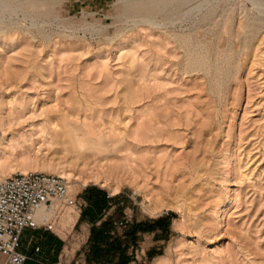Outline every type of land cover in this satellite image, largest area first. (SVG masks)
Here are the masks:
<instances>
[{
  "label": "rangeland",
  "instance_id": "1",
  "mask_svg": "<svg viewBox=\"0 0 264 264\" xmlns=\"http://www.w3.org/2000/svg\"><path fill=\"white\" fill-rule=\"evenodd\" d=\"M74 3L0 0V166L172 214L132 264H264V0ZM76 212L53 220L64 264L82 260Z\"/></svg>",
  "mask_w": 264,
  "mask_h": 264
},
{
  "label": "built area",
  "instance_id": "2",
  "mask_svg": "<svg viewBox=\"0 0 264 264\" xmlns=\"http://www.w3.org/2000/svg\"><path fill=\"white\" fill-rule=\"evenodd\" d=\"M77 200L69 193L65 179L39 171L18 172L0 179V254L2 264H24L27 256L19 251L24 229L52 230L53 218L64 208H75ZM44 208L54 210L50 217L38 215ZM38 250V248H36ZM43 264H64L62 261Z\"/></svg>",
  "mask_w": 264,
  "mask_h": 264
},
{
  "label": "trees",
  "instance_id": "3",
  "mask_svg": "<svg viewBox=\"0 0 264 264\" xmlns=\"http://www.w3.org/2000/svg\"><path fill=\"white\" fill-rule=\"evenodd\" d=\"M79 196L86 202L79 219L91 223L84 251L86 264L135 263L142 233L154 232V240L166 241L169 237L172 214L143 220L128 218L122 196H110L96 185L85 186ZM159 254L155 247L146 252L148 260Z\"/></svg>",
  "mask_w": 264,
  "mask_h": 264
},
{
  "label": "crops",
  "instance_id": "4",
  "mask_svg": "<svg viewBox=\"0 0 264 264\" xmlns=\"http://www.w3.org/2000/svg\"><path fill=\"white\" fill-rule=\"evenodd\" d=\"M73 1L75 3L72 4V7L76 6L77 8H83L88 6L102 7L107 4L108 0H73ZM108 194L110 196L113 195L110 194L109 192ZM76 200H77V205H76L77 212L73 225L75 227L83 226L84 229L86 230L84 246L82 247L83 250L79 253V255H82V260L80 264H86L84 251L87 247V240L89 237L91 223L85 219L83 220L79 219L81 211L85 207L86 202L79 195L78 197L76 196ZM146 234H152L154 236V232L142 233L140 235L141 237L139 243ZM64 247H65L64 239L53 230H48L45 228H38L34 230L24 229L20 234L19 251L27 256V259L24 262V264H43V263H55L59 260L62 261ZM36 248H38V250H36ZM3 260H4V256L0 254V264H2Z\"/></svg>",
  "mask_w": 264,
  "mask_h": 264
},
{
  "label": "bare ground",
  "instance_id": "5",
  "mask_svg": "<svg viewBox=\"0 0 264 264\" xmlns=\"http://www.w3.org/2000/svg\"><path fill=\"white\" fill-rule=\"evenodd\" d=\"M6 8V5H4V4H0V10H4ZM2 109H3V107H2ZM5 109V108H4ZM6 112V111H5ZM4 113V112H3ZM3 113H0V123L1 124H3L2 122H3ZM4 115H6V114H4ZM4 122H5V120H4ZM3 126V125H2ZM115 151V150H114ZM119 152V151H118ZM121 152V151H120ZM111 154H113V153H111ZM104 158V157H103ZM111 158V157H110ZM100 160V159H99ZM104 160V159H103ZM110 160V159H109ZM116 160V159H115ZM121 159H119L118 161H120ZM127 160V159H126ZM125 161V160H124ZM106 162V161H105ZM114 163V162H113ZM122 163V162H121ZM130 162L128 161V164H129ZM100 164V163H99ZM105 164V163H104ZM110 164V163H109ZM111 165V164H110ZM116 165V164H115ZM127 165V164H126ZM113 167H115L114 165H112ZM116 166H118V165H116ZM123 166H125V164L123 165ZM103 167H105V166H103ZM121 167V166H120ZM126 168H127V166H126ZM10 168H8L7 166L5 167V166H0V172L5 176V175H9V174H11V170L12 169H10ZM96 169V168H95ZM123 169H124V167H123ZM129 169H131L130 167H129ZM26 168H24V167H21V169H20V171L21 172H26ZM102 170H103V168H101V171H97L96 173H94L93 174V178L95 179V180H97V181H100L101 183H104V182H106V181H108V180H110L111 181V178H113L114 176H112V169H110V171H107V172H102ZM119 170H121V169H119ZM124 171H125V169H124ZM119 172V171H118ZM128 172V171H127ZM126 172V173H127ZM59 174H60V176H63L64 178H67V179H69V174L68 173H66V172H64V171H60V172H58ZM91 173H93V172H91ZM116 173H117V171H116ZM119 174V173H118ZM117 176V175H116ZM118 178H120V177H118ZM115 179V178H114ZM118 181V180H117ZM116 182V181H115ZM154 203V202H153ZM155 204V203H154ZM157 205V204H156ZM159 207V206H158ZM154 208V207H153ZM152 210H155V209H152ZM226 212V211H225ZM214 214H216V217H217V222H216V224H217V226H218V224H220L221 223V220L223 219V214H225L224 213V211L223 210H217V211H215V213ZM38 215L40 216V217H42V216H46V217H50L51 215H52V210H47V209H44V208H41V209H39L38 210ZM213 219V218H212ZM219 252V251H218Z\"/></svg>",
  "mask_w": 264,
  "mask_h": 264
}]
</instances>
